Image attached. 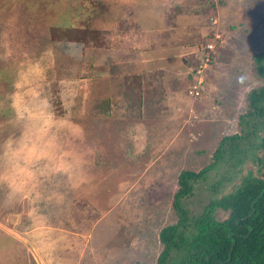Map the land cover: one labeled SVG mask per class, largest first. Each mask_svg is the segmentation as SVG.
Segmentation results:
<instances>
[{"label": "rangeland", "instance_id": "1", "mask_svg": "<svg viewBox=\"0 0 264 264\" xmlns=\"http://www.w3.org/2000/svg\"><path fill=\"white\" fill-rule=\"evenodd\" d=\"M155 4L0 0V264H155L181 171L207 166L223 137L252 133L238 141L243 164L219 163L183 199L197 215L254 170L257 119L240 120L261 84L252 55L264 50V0H166L176 28L155 23ZM195 13L206 21L192 24ZM143 26L154 30L146 42ZM175 34L184 81L168 85L159 113L149 103L159 86L118 62ZM215 34L208 71L190 76Z\"/></svg>", "mask_w": 264, "mask_h": 264}, {"label": "trees", "instance_id": "2", "mask_svg": "<svg viewBox=\"0 0 264 264\" xmlns=\"http://www.w3.org/2000/svg\"><path fill=\"white\" fill-rule=\"evenodd\" d=\"M252 64L261 84L246 96V114L240 123L246 117L257 119L251 131L258 141L249 143L259 152L252 160L254 170L242 174L230 192L211 198L197 215H190L183 199L192 196L196 184L219 163L243 164L248 151L238 141L247 140L252 133L247 128L244 137H223L207 166L199 172L181 171L172 203L177 221L160 230L162 248L155 264H264V50L252 55ZM195 73L193 70L190 76ZM244 124L248 127V122ZM225 146H229L228 159ZM219 186L217 182L212 188Z\"/></svg>", "mask_w": 264, "mask_h": 264}, {"label": "crops", "instance_id": "3", "mask_svg": "<svg viewBox=\"0 0 264 264\" xmlns=\"http://www.w3.org/2000/svg\"><path fill=\"white\" fill-rule=\"evenodd\" d=\"M154 1H156V4L152 8L153 9L156 8V9H154V11H158L159 15H160L159 16L160 19L158 21H156L155 23H170L172 25L171 26L172 28L174 26H175L174 28H176L177 27L176 23H181V21H180L181 17H178L179 14L178 15L175 14V17L172 16V18L169 17V16H166V18H165V15H164L165 13H164V11L162 9H164L166 0H154ZM193 15L194 16H191L189 18V20L191 21L192 24H197L198 21H200L199 23H202L203 21L201 22V20H204V22L206 21L205 20V15H203V14H196L195 13ZM143 23H149V22L146 20L145 22L143 21ZM148 27L149 26H143L142 27L143 28V32H145V34H146V35H144V37L146 38L144 40L145 42L149 41L148 37L153 38L150 35V33L149 34H147V33L148 32H153L154 30L150 29ZM178 35L179 34H175L174 36L172 35L170 37V39L168 41H166L167 43H165V44L166 45L172 44L171 47H162L164 45H161L162 44L161 42L164 43V41L161 40V39H159V40L158 39H154V41L155 40L158 41V42L155 41L156 42L155 43L156 46H152L151 45L148 49H142V50L140 49V50L133 51L132 53L131 52H129V53L128 52H126V53L124 52L122 54L123 55L122 59L120 58V60L118 62V65L119 64L122 65V66L119 65L120 66L118 68L119 72H121V71L123 72L125 70V64L126 63L130 64L129 67H126L128 71L136 70L139 73L140 72L141 73L142 72H146V74L143 73L144 77H146L148 79H151L152 80L151 84L156 85L157 87L159 86L155 90V93H154L156 96L154 98H152L150 100V102H149L150 104H155V107H153L152 105L150 107L157 109L159 113L161 112L160 107L162 106L163 101L164 102L166 101V100H164V98L169 100V96H167V93L171 92V93H168V94H172V91H170V87H168V85L170 83H172V81H174V79H176V81H174V82H177V85H180V86H181V84L184 81L183 80L184 79V75H183L184 70H182V69H183V64H184V60L185 59H181V58L177 59V58L171 56L172 52L177 51V47H173V44L180 43L177 40V36ZM195 58H197V57L195 56ZM123 61H124V63H123ZM181 63H182V65L179 66V64H181ZM170 66L172 68H170ZM142 76H140V77L142 78ZM136 80L138 81L139 78L136 79ZM138 82L141 83L142 80L138 81ZM172 84H174V83H172ZM153 85H151V86H153ZM162 85H166L165 88H164L165 90L164 89L159 90L162 87ZM144 88H145V86H144ZM142 100H143V97H142ZM168 105L169 104L166 101V106H168ZM168 108L169 109L171 108L170 105H169ZM161 116H165L167 118V115H165V114L164 115H159L156 118H159Z\"/></svg>", "mask_w": 264, "mask_h": 264}, {"label": "built area", "instance_id": "4", "mask_svg": "<svg viewBox=\"0 0 264 264\" xmlns=\"http://www.w3.org/2000/svg\"><path fill=\"white\" fill-rule=\"evenodd\" d=\"M220 36L218 34H215L212 39H210L209 43H205L202 45V48L199 50L198 53V66L196 69L195 77L196 79H201L205 76V72L208 70L205 69L206 67H209L210 63L212 62L214 55H216L219 51L220 48ZM202 65L200 66V63ZM196 82V81H195ZM200 85L202 83H199ZM195 86L198 85L197 83L194 84ZM197 90H199V87L196 86V88L193 91L188 92L191 95H198Z\"/></svg>", "mask_w": 264, "mask_h": 264}, {"label": "clouds", "instance_id": "5", "mask_svg": "<svg viewBox=\"0 0 264 264\" xmlns=\"http://www.w3.org/2000/svg\"><path fill=\"white\" fill-rule=\"evenodd\" d=\"M197 69V68H196ZM208 71V70H207ZM195 82V81H194ZM196 83V82H195Z\"/></svg>", "mask_w": 264, "mask_h": 264}]
</instances>
